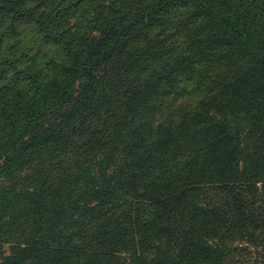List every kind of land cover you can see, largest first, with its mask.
Instances as JSON below:
<instances>
[{
    "label": "trees",
    "instance_id": "1",
    "mask_svg": "<svg viewBox=\"0 0 264 264\" xmlns=\"http://www.w3.org/2000/svg\"><path fill=\"white\" fill-rule=\"evenodd\" d=\"M4 22L61 59L0 37V264H264V0H0ZM61 153L88 164L51 178Z\"/></svg>",
    "mask_w": 264,
    "mask_h": 264
},
{
    "label": "rangeland",
    "instance_id": "2",
    "mask_svg": "<svg viewBox=\"0 0 264 264\" xmlns=\"http://www.w3.org/2000/svg\"><path fill=\"white\" fill-rule=\"evenodd\" d=\"M7 26L8 23L4 22V26L1 25L0 28V37L2 38V40L5 42H13L15 39H18L19 41L15 42L16 44V50L13 53L14 55H16V57L20 58L18 59L19 62V67L20 64L23 66L25 65L27 62L29 63H34V57L33 54L36 53L34 56L37 59V61L39 62L40 60H42V62H40V64H44L46 63V61L49 60L50 57H54L55 60L57 59H61V56L57 53H54L52 50H56V48L52 47L51 45H49L48 43L44 42V40H42L41 35L38 33L37 28L34 27L33 25H23L20 24L21 27H19V34H16L11 31L7 32ZM34 31L36 33H34ZM5 33V35H1ZM12 34L13 36L9 35ZM13 39V40H12ZM11 40V41H9ZM52 49V50H50ZM21 56V57H20ZM3 59V58H2ZM5 65L4 67L7 68V75L5 76V78H7L8 76H10V73L12 71V73H15L17 71H15V66L13 65L12 61H5L4 62ZM38 64V63H35ZM62 79H64V74H62ZM23 77V75H21ZM11 77V76H10ZM9 78V77H8ZM79 81L80 79H77L75 81V87H77L79 85ZM25 85H27L26 89L28 90V83L25 82ZM54 85V84H53ZM24 94V92L22 93ZM64 113L62 111L57 112V111H53L50 112L47 116H46V123H49L50 120L54 122V124H61L64 123ZM51 118V119H48ZM159 118V117H157ZM69 157L68 161L65 162H61V160H63L64 158ZM57 159H59L60 161H56L54 160L52 163L54 165H52L51 169H50V174H51V178H56L55 175L59 174V175H70V171L75 172L76 171V167L77 166H85L88 164L89 160H86V157H84V155L82 154H75V153H61V155L59 157H57ZM101 158L99 157V160ZM66 164V165H64ZM64 166L65 168L63 169ZM99 166L100 164H96V167L91 169V173L94 175H99L101 172L99 171ZM109 172V171H108ZM122 200L126 199V196H122L121 197ZM7 248V247H6Z\"/></svg>",
    "mask_w": 264,
    "mask_h": 264
}]
</instances>
